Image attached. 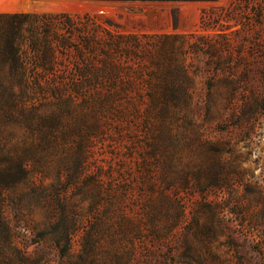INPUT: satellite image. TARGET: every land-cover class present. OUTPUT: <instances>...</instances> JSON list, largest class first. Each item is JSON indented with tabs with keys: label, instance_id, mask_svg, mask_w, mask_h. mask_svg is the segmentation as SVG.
I'll use <instances>...</instances> for the list:
<instances>
[{
	"label": "rangeland",
	"instance_id": "374dc122",
	"mask_svg": "<svg viewBox=\"0 0 264 264\" xmlns=\"http://www.w3.org/2000/svg\"><path fill=\"white\" fill-rule=\"evenodd\" d=\"M0 13V264H264V0Z\"/></svg>",
	"mask_w": 264,
	"mask_h": 264
},
{
	"label": "trees",
	"instance_id": "16d2710c",
	"mask_svg": "<svg viewBox=\"0 0 264 264\" xmlns=\"http://www.w3.org/2000/svg\"><path fill=\"white\" fill-rule=\"evenodd\" d=\"M13 16H15V14L10 15L0 13V18H12ZM16 53L17 47L14 41L12 30L8 28L0 30V66L7 64L9 67H15L18 62V56ZM14 77L15 75L12 73H0V88L5 87L9 81L11 85ZM23 79H25L24 73L21 75L20 81ZM39 79L40 78L38 76L34 77V80L37 84H39ZM23 81L27 83V79ZM26 167L27 165L25 160L8 162V165L0 169V182H14L20 180V177L24 179L27 173H29V169ZM261 254L264 258V248L262 249Z\"/></svg>",
	"mask_w": 264,
	"mask_h": 264
}]
</instances>
